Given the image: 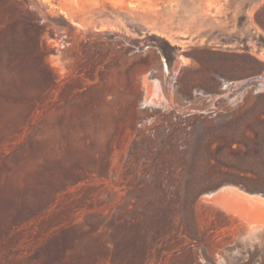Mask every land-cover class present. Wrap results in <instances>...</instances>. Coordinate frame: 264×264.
Segmentation results:
<instances>
[{
    "label": "rangeland",
    "instance_id": "374dc122",
    "mask_svg": "<svg viewBox=\"0 0 264 264\" xmlns=\"http://www.w3.org/2000/svg\"><path fill=\"white\" fill-rule=\"evenodd\" d=\"M225 184L264 196V0H0V264H264Z\"/></svg>",
    "mask_w": 264,
    "mask_h": 264
},
{
    "label": "bare ground",
    "instance_id": "6f19581e",
    "mask_svg": "<svg viewBox=\"0 0 264 264\" xmlns=\"http://www.w3.org/2000/svg\"><path fill=\"white\" fill-rule=\"evenodd\" d=\"M204 199L212 205L228 208L242 216L244 220L249 222L250 228L247 229H250L251 232L264 231V196L262 194L250 193L236 185L225 184L220 188L218 187L214 192L206 194ZM233 217L235 216L233 215ZM242 223L244 222L242 221ZM245 227L247 226L245 225Z\"/></svg>",
    "mask_w": 264,
    "mask_h": 264
}]
</instances>
